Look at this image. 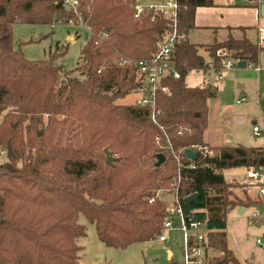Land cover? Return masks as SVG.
Returning <instances> with one entry per match:
<instances>
[{
  "label": "trees",
  "instance_id": "16d2710c",
  "mask_svg": "<svg viewBox=\"0 0 264 264\" xmlns=\"http://www.w3.org/2000/svg\"><path fill=\"white\" fill-rule=\"evenodd\" d=\"M144 1L0 0V149L6 152L0 162V264H78L77 240L86 234L80 214L107 247L155 240L166 217L158 191L172 194L184 213L183 199L198 195L200 205L186 219L204 224V264H255L240 263L228 249L226 217L263 202L234 198L232 190L243 185L225 182L221 172L262 168L264 148L208 147L214 152L208 157L202 133L214 93L209 85L187 86L185 77L192 70L207 73L210 63L218 68V51L255 65L263 48L231 36L191 44L195 10L212 0H176L177 28L185 36L172 57L179 78L163 80L168 93L157 91L152 107L117 104L140 87L134 61L149 57L168 29L159 17L150 21V13L134 16ZM59 21H79L88 30L73 71L55 66L54 56L28 61L15 49L14 23ZM187 149L196 153L194 160L185 156ZM160 154L164 160L155 167Z\"/></svg>",
  "mask_w": 264,
  "mask_h": 264
},
{
  "label": "rangeland",
  "instance_id": "374dc122",
  "mask_svg": "<svg viewBox=\"0 0 264 264\" xmlns=\"http://www.w3.org/2000/svg\"><path fill=\"white\" fill-rule=\"evenodd\" d=\"M12 34L14 38V47L19 50L28 61L50 60L53 58L55 66L62 67L65 71H73L79 65L80 51L87 42L88 30L79 21L75 23H65L59 21L53 24H25L14 23L12 25ZM201 35L190 37L195 42H205ZM199 53L204 55L203 48H199ZM235 65V64H234ZM232 67L233 64H232ZM79 77L77 72L72 73ZM221 79L215 76L214 72L201 73L195 70L190 71L185 77V83L189 87L201 86L208 82L211 87L214 86L219 91L215 100L207 101L208 108V125L205 133L217 139L223 137H232L235 144L250 145L248 140H252V146L264 148V137H255L251 130L256 125L262 127L264 124L261 109H264L263 102L261 105L256 103V88L252 80L247 82L244 89L238 87L239 80L231 82L230 91L228 89L220 93ZM142 95L138 92H131L124 98L116 101L120 105H134ZM242 98L243 101H240ZM5 158H0V162ZM245 168H230L223 171V178L226 182L237 181L242 183L246 177ZM264 177V166L258 169ZM243 186L232 190L234 198H244L239 196L240 192L246 193ZM236 189H238L236 191ZM256 192V190L254 189ZM157 195L161 197L165 205H172L174 196L165 191H158ZM256 200V199H255ZM249 207L244 213L245 218L255 212L258 217L264 214V205L261 207ZM261 208V209H260ZM238 213V211H237ZM264 218V216H263ZM78 223L86 228V234L77 240L81 247L78 253V264H183V232L174 224L171 229L166 231V241L159 242L158 239L148 242H138L129 245L126 249H116L107 247L102 244L97 236L93 224L89 223L83 215H79ZM245 233L235 236V244L249 246L248 257L253 253V249L258 252L264 251L255 244L256 238H261L264 234V224L260 228L255 226V221L249 219L245 221ZM166 249H170L172 256L168 257ZM255 251V250H254Z\"/></svg>",
  "mask_w": 264,
  "mask_h": 264
},
{
  "label": "crops",
  "instance_id": "0c3cea01",
  "mask_svg": "<svg viewBox=\"0 0 264 264\" xmlns=\"http://www.w3.org/2000/svg\"><path fill=\"white\" fill-rule=\"evenodd\" d=\"M263 5V0H212L211 6H202L196 8L193 21L194 27L187 33L188 41L191 44L199 46L209 45L214 41H224L228 36H231L234 39L246 38L251 43L258 45L259 41L262 40L263 44L260 47L263 48V50L259 54L257 63L255 65L238 67V61L231 59L234 67L230 68L229 70L222 71L220 73L221 78L218 77L219 73H217L216 70H209L214 72L215 76H217L219 80L224 79L221 83L220 93H222L226 89L230 91L232 81L239 80L240 83H246L238 84L239 88L244 89L247 85V82H250V80H252L255 84L257 92L255 101L259 105H261V102H263L264 105V101L261 99V97L264 96V10L261 9ZM195 35H201L202 38L204 37L203 39H205V42H195L194 40H190V37H194ZM201 56L206 58V52L204 51V55ZM254 67H258L259 70H256ZM204 85H209L211 87L208 82L204 83L201 86ZM211 92L214 93V95L211 96L207 101L215 100L218 97L219 91H217L216 87L212 86ZM242 99L240 101H236V103H240L241 101H243ZM261 112L264 119V109H261ZM253 124L256 125L255 122H253ZM204 131L202 133V140L208 147L219 148L230 146H244L239 144L238 142L233 144L234 142L232 141V137L230 135L228 137H223L222 139L216 140L215 137L206 134ZM251 134L255 136L252 130ZM248 143L250 145L247 146H252V140H248ZM223 171L221 172L222 176ZM234 182L238 184H246L247 186L244 188L246 189V193L244 194L243 192H240V197H244L246 195L251 199H257L256 192L254 191L255 188L252 186V181L247 180L245 177V181L242 183H239L237 181ZM237 190L238 189H236V191ZM239 208L241 207L230 210L226 217L227 247L240 263L252 261L255 264H264V251L258 252L257 249H253V253L250 255V257H248L249 246L243 244L239 246L234 242L235 236L237 237L240 234L245 233V221L249 219V216L248 218H245L244 216L247 208H244L245 210L242 214H238L237 211ZM253 208L259 209L257 207ZM263 216L264 214L258 217V219L255 221V226L257 228H260L261 225L264 224ZM260 219H263L262 223L260 222ZM166 252L168 257L172 256V252L170 249H166Z\"/></svg>",
  "mask_w": 264,
  "mask_h": 264
},
{
  "label": "built area",
  "instance_id": "2783aa9c",
  "mask_svg": "<svg viewBox=\"0 0 264 264\" xmlns=\"http://www.w3.org/2000/svg\"><path fill=\"white\" fill-rule=\"evenodd\" d=\"M264 1V0H263ZM144 13H150V21H155L157 17L165 20L168 23V29H165L155 42L154 51L149 57L137 59L134 65L137 68L140 87L136 92L142 95L141 99L135 102V105L141 107H152L153 97L157 91L168 93V89L162 85V82L167 77L174 79L179 78V73L175 68L172 57L176 44L184 39V34L178 31L179 5L176 0H147L140 2L134 7V16L140 17ZM263 41H259V46ZM217 55L221 58L220 66L216 68L212 63L209 64L211 70H216L220 73L232 68V60L226 57L224 52L218 51ZM259 70L258 67H254ZM243 100V99H242ZM151 119L154 121V114H151ZM252 132L255 136L264 137V124L262 127L254 125ZM191 150V149H190ZM204 152L208 157H211L214 152L203 147ZM193 151V150H192ZM6 159V152L0 149V158ZM194 168L193 166H190ZM246 179L252 181V186L256 190L257 199L264 204V177L259 173L258 169H249L246 172ZM258 215L254 212L249 215L250 221H256ZM176 224L183 232V264H204L205 263V230L204 224L201 222H189L186 219V214L174 199L172 205H166V217L162 226L161 232L168 231ZM159 242H165V234L158 236ZM255 244L264 249V235L255 240Z\"/></svg>",
  "mask_w": 264,
  "mask_h": 264
},
{
  "label": "water",
  "instance_id": "95a60500",
  "mask_svg": "<svg viewBox=\"0 0 264 264\" xmlns=\"http://www.w3.org/2000/svg\"><path fill=\"white\" fill-rule=\"evenodd\" d=\"M262 10H264V5L261 7ZM237 66L238 67H245L246 66V63L244 61H238L237 62ZM261 99L264 101V96L261 97ZM41 134V133H39ZM104 154H105V163L106 164H110L112 162V156L111 154L107 151V150H104ZM184 154L185 156L190 159V160H194L196 158V153L190 149H187L184 151ZM12 152H11V149L10 147H7V157H12ZM157 161L155 163V167H158L164 160V157L163 155H158L157 157ZM193 205L195 206H199L200 205V202H199V199H198V195L197 194H192V195H189L187 197H185L183 199V206H184V209H185V214H189L193 208ZM244 208H239L238 209V214H242L244 212ZM263 219H260V222L262 223Z\"/></svg>",
  "mask_w": 264,
  "mask_h": 264
}]
</instances>
